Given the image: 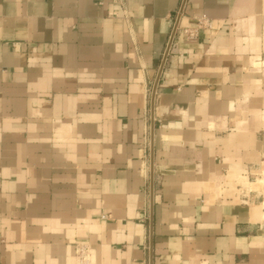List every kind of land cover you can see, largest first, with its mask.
I'll return each instance as SVG.
<instances>
[{"label": "crops", "instance_id": "crops-1", "mask_svg": "<svg viewBox=\"0 0 264 264\" xmlns=\"http://www.w3.org/2000/svg\"><path fill=\"white\" fill-rule=\"evenodd\" d=\"M77 242L264 264V0H0V264Z\"/></svg>", "mask_w": 264, "mask_h": 264}, {"label": "built area", "instance_id": "built-area-1", "mask_svg": "<svg viewBox=\"0 0 264 264\" xmlns=\"http://www.w3.org/2000/svg\"><path fill=\"white\" fill-rule=\"evenodd\" d=\"M202 24H205L207 26L209 24L208 20L203 18L201 20ZM188 34L193 37L195 36L196 32L194 30L188 32ZM102 217H105L103 215ZM89 245L84 242H77L74 245L75 249V261L76 264H89L90 263V250H89Z\"/></svg>", "mask_w": 264, "mask_h": 264}, {"label": "water", "instance_id": "water-1", "mask_svg": "<svg viewBox=\"0 0 264 264\" xmlns=\"http://www.w3.org/2000/svg\"><path fill=\"white\" fill-rule=\"evenodd\" d=\"M165 58V56H164ZM164 58H163V61H164ZM162 70V64L159 68V72L155 78V81H154V84H153V87H152V90H151V97H150V102H151V159L153 158V102H154V93H155V89H156V84H157V81H158V78H159V75H160V72ZM152 161V160H151ZM151 224H152V216L150 215V225H149V231H150V251H151V245H152V240H151V231H152V227H151ZM151 254V252H150ZM151 261H152V254L150 255V263L151 264Z\"/></svg>", "mask_w": 264, "mask_h": 264}]
</instances>
